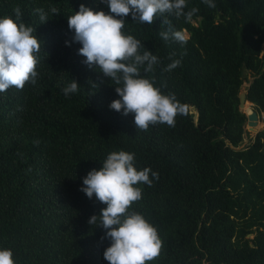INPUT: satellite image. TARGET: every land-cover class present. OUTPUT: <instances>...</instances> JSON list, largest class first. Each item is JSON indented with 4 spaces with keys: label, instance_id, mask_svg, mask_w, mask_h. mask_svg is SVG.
Returning a JSON list of instances; mask_svg holds the SVG:
<instances>
[{
    "label": "trees",
    "instance_id": "16d2710c",
    "mask_svg": "<svg viewBox=\"0 0 264 264\" xmlns=\"http://www.w3.org/2000/svg\"><path fill=\"white\" fill-rule=\"evenodd\" d=\"M82 3L108 10L101 0H0V15L18 7L41 41L37 83L0 93V247L12 249L16 264H109L105 230L88 224L105 205L80 187L123 149L138 169L158 173L130 205L162 242L147 264H264V129L243 145L248 115L240 108L249 82L247 99L262 119L264 0H215L214 8L188 0L187 9H198L191 20L168 16L183 44L159 36L168 27L162 17L141 24L129 14L124 31L160 60L144 74L186 105L174 126L146 130L109 107L115 86L82 62L67 22ZM171 59L181 64L165 71ZM72 78L78 91L65 95Z\"/></svg>",
    "mask_w": 264,
    "mask_h": 264
},
{
    "label": "clouds",
    "instance_id": "9594fccd",
    "mask_svg": "<svg viewBox=\"0 0 264 264\" xmlns=\"http://www.w3.org/2000/svg\"><path fill=\"white\" fill-rule=\"evenodd\" d=\"M101 3L107 5V11L82 3L78 11L67 17L68 27L73 31L72 42L79 43L78 54L85 57L82 62L90 68L95 66L109 78L119 97L109 107L123 115L131 113L137 129L146 130L157 123L174 126L177 115L185 113L186 105L174 93L163 92L154 76L144 74L154 72L159 57L124 31L125 20L130 14L134 22L151 24L162 17V25L168 27L159 36L183 44L184 31L175 28L168 16H183L188 21L198 9H187L188 0H101ZM203 3L215 7V0ZM13 12L14 16L0 15V93L11 87L22 89L26 82L35 85L38 77L41 41L36 28L23 21L21 10L17 7ZM36 12L42 22L47 21L42 9ZM180 64V59H171L164 70L171 71ZM78 85L72 78L62 91L65 95L75 93ZM154 179H158L156 171L149 167L138 169L135 154L123 149L109 152L100 168H92L82 178L80 190L105 205L99 214L90 216L88 224L105 230L101 240L110 243L103 257L109 264H147L159 255L162 242L156 227L143 213L130 207L141 198L138 185L150 186ZM0 264H16L11 248L0 247Z\"/></svg>",
    "mask_w": 264,
    "mask_h": 264
},
{
    "label": "water",
    "instance_id": "95a60500",
    "mask_svg": "<svg viewBox=\"0 0 264 264\" xmlns=\"http://www.w3.org/2000/svg\"><path fill=\"white\" fill-rule=\"evenodd\" d=\"M251 104L253 106V102L249 101L247 99V90L243 89L240 92V108L244 110L248 115V121L247 125L250 129V131H256L258 132V124L260 120V115L258 111L255 109H251V111L248 112V105Z\"/></svg>",
    "mask_w": 264,
    "mask_h": 264
},
{
    "label": "rangeland",
    "instance_id": "374dc122",
    "mask_svg": "<svg viewBox=\"0 0 264 264\" xmlns=\"http://www.w3.org/2000/svg\"><path fill=\"white\" fill-rule=\"evenodd\" d=\"M247 75L249 77L250 80L253 79V76L250 72H247ZM250 83L249 82H245L244 83V86H243V89L246 90V87L249 85ZM252 105H248L247 109H252ZM264 129V120L263 119H260L259 120V124H258V131L260 130H263ZM246 130L249 132V135L246 133L245 135V140H244V144L243 145H246L250 142V140L256 135V131H250L248 125H246Z\"/></svg>",
    "mask_w": 264,
    "mask_h": 264
},
{
    "label": "built area",
    "instance_id": "2783aa9c",
    "mask_svg": "<svg viewBox=\"0 0 264 264\" xmlns=\"http://www.w3.org/2000/svg\"><path fill=\"white\" fill-rule=\"evenodd\" d=\"M261 115H262V119H264V112H262Z\"/></svg>",
    "mask_w": 264,
    "mask_h": 264
},
{
    "label": "bare ground",
    "instance_id": "6f19581e",
    "mask_svg": "<svg viewBox=\"0 0 264 264\" xmlns=\"http://www.w3.org/2000/svg\"><path fill=\"white\" fill-rule=\"evenodd\" d=\"M251 105V104H250ZM251 111V109H248V112Z\"/></svg>",
    "mask_w": 264,
    "mask_h": 264
}]
</instances>
